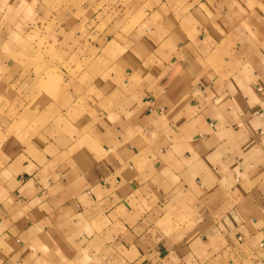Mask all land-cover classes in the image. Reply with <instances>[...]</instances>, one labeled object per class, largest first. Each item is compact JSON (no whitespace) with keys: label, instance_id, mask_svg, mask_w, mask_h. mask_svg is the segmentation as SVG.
Returning a JSON list of instances; mask_svg holds the SVG:
<instances>
[{"label":"crops","instance_id":"1","mask_svg":"<svg viewBox=\"0 0 264 264\" xmlns=\"http://www.w3.org/2000/svg\"><path fill=\"white\" fill-rule=\"evenodd\" d=\"M79 1L27 26L0 264H264V0Z\"/></svg>","mask_w":264,"mask_h":264},{"label":"rangeland","instance_id":"2","mask_svg":"<svg viewBox=\"0 0 264 264\" xmlns=\"http://www.w3.org/2000/svg\"><path fill=\"white\" fill-rule=\"evenodd\" d=\"M69 2L75 4L80 1L0 0V130L4 127L2 123L4 120H12L17 114L18 109H14L12 103L18 101L21 93L15 92L13 86L19 88L26 84V82L16 84L18 81L16 73L18 74L20 70L26 73L31 66L36 65V59L29 58L35 50L30 43L31 37L27 28L28 23L32 21L31 16L37 12L45 22L50 19V13L59 11ZM32 22H35L34 19ZM41 46L38 45L37 49L41 50ZM6 55L9 59H3ZM23 78L26 79V76Z\"/></svg>","mask_w":264,"mask_h":264}]
</instances>
